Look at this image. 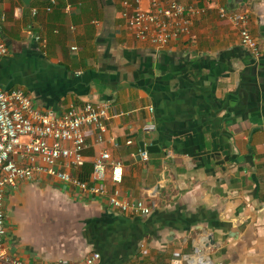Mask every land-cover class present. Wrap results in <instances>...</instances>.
<instances>
[{"label": "crops", "instance_id": "obj_1", "mask_svg": "<svg viewBox=\"0 0 264 264\" xmlns=\"http://www.w3.org/2000/svg\"><path fill=\"white\" fill-rule=\"evenodd\" d=\"M56 1L46 14L48 0H0V90L20 89L58 116L85 103L124 113L107 122L103 143L87 132L84 164L106 150L124 178L115 185L108 172L101 185L152 211L121 214L107 198L38 175L7 192L9 254L25 264H79L94 253L96 264H166L202 243L222 264H264V0H179L204 14L195 39L166 48L127 32L123 0ZM218 7L248 14L258 58ZM140 144L160 151L143 162Z\"/></svg>", "mask_w": 264, "mask_h": 264}, {"label": "built area", "instance_id": "obj_2", "mask_svg": "<svg viewBox=\"0 0 264 264\" xmlns=\"http://www.w3.org/2000/svg\"><path fill=\"white\" fill-rule=\"evenodd\" d=\"M56 5V0H48L42 10L49 14ZM121 8V18L126 23L127 32L135 40L157 48H166L182 37L195 39L191 31L193 22L204 14L203 9L184 6L179 0H123ZM66 9L70 10L69 7ZM39 10L34 8L32 15L36 16ZM217 12L221 20H228L235 28L241 46L258 58L260 48L248 30V14L231 12L225 7H218ZM32 37L45 46L44 37ZM7 54L8 47L0 33V61ZM148 110L153 112L152 108ZM123 115L114 111L111 103H85L72 106L58 116L51 111L37 109L31 98L20 89L0 90V264H25L13 258L4 245L6 195L21 182L31 181L38 175L53 177L91 196L107 198L109 206L121 214L135 217L150 215L152 209L143 200H126L119 191L110 193L101 185L108 172L115 185L121 184L124 178L123 163L112 159L106 150L93 162L90 183L81 182L76 177L84 165L87 132L92 131L96 144H101L107 132V122ZM143 131L153 132L155 126H145ZM127 144L132 142L128 141ZM139 157L147 162L149 155L140 150ZM99 260L100 255L94 253L79 264H96ZM166 264L222 263L213 260L201 243L191 254L173 258Z\"/></svg>", "mask_w": 264, "mask_h": 264}, {"label": "trees", "instance_id": "obj_3", "mask_svg": "<svg viewBox=\"0 0 264 264\" xmlns=\"http://www.w3.org/2000/svg\"><path fill=\"white\" fill-rule=\"evenodd\" d=\"M93 168L90 167L89 164H84L76 173V177L81 182H91V175H92Z\"/></svg>", "mask_w": 264, "mask_h": 264}, {"label": "water", "instance_id": "obj_4", "mask_svg": "<svg viewBox=\"0 0 264 264\" xmlns=\"http://www.w3.org/2000/svg\"><path fill=\"white\" fill-rule=\"evenodd\" d=\"M24 6H31V4L34 1H38V0H20ZM1 33V32H0ZM2 35V33H1ZM159 148L157 146H147L144 147V144H140V150L141 151H146L148 154H155L158 153L160 150H158Z\"/></svg>", "mask_w": 264, "mask_h": 264}]
</instances>
